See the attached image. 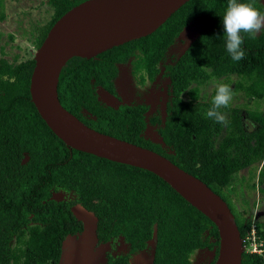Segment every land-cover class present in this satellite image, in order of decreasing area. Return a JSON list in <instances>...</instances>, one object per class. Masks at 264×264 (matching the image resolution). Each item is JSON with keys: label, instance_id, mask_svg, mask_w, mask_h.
Returning <instances> with one entry per match:
<instances>
[{"label": "trees", "instance_id": "1", "mask_svg": "<svg viewBox=\"0 0 264 264\" xmlns=\"http://www.w3.org/2000/svg\"><path fill=\"white\" fill-rule=\"evenodd\" d=\"M84 1L49 0L53 13L47 24L36 26L37 49L55 22ZM226 6L227 0H189L147 37L90 59L71 58L59 76L58 99L89 128L156 152L205 183L228 205L241 238L255 225L264 242V225L252 224L254 204L248 201L256 174L264 200V112L222 108L228 120L223 125L205 116L216 88L207 100L200 97L209 81L224 79L235 94L264 103V30L255 39L245 35L246 55L233 61L223 37ZM195 26L199 32L183 55L163 66L171 98L165 121L155 117L150 122L160 141L150 140L145 137L149 105H106L99 91L118 100V67L130 60L140 84L153 82L168 49ZM34 65V59L0 57V264H59L63 242L84 230L76 206L93 215L98 247L120 237L129 246L124 255L106 254L104 264H130L131 256L151 241V264H193L194 252L204 249L214 252L209 262L214 264L217 228L168 184L145 170L70 149L52 133L31 102ZM232 77L236 80L230 84ZM242 170L251 172L249 180L237 179ZM59 192L73 199H57ZM238 200L240 208L234 204ZM241 264H264V254L243 252Z\"/></svg>", "mask_w": 264, "mask_h": 264}, {"label": "water", "instance_id": "2", "mask_svg": "<svg viewBox=\"0 0 264 264\" xmlns=\"http://www.w3.org/2000/svg\"><path fill=\"white\" fill-rule=\"evenodd\" d=\"M188 1L86 0L71 8L55 22L36 51L30 98L48 128L68 148L145 170L163 180L217 228L219 245L214 264H241L242 238L233 213L219 195L160 154L89 128L64 109L58 99L59 76L71 58L90 59L147 37ZM78 207L82 216L90 214ZM86 230L84 224L82 233L67 239L79 237ZM92 234L96 245L95 229ZM65 241L59 264L63 263Z\"/></svg>", "mask_w": 264, "mask_h": 264}, {"label": "rangeland", "instance_id": "3", "mask_svg": "<svg viewBox=\"0 0 264 264\" xmlns=\"http://www.w3.org/2000/svg\"><path fill=\"white\" fill-rule=\"evenodd\" d=\"M264 6V0H259ZM53 13V8L49 5V0H4V15L5 19L0 21V57H4L8 61H12L14 57L18 56L19 61L34 59L37 51L35 45V38L38 34L36 26L41 27L47 24ZM199 27H188L177 38L175 44L168 49L166 60L160 65L161 73L153 82H144L140 84L138 78L133 73L131 60L124 65L118 67L119 74L114 84L118 100L111 97L109 94L99 91V99L106 105L117 106L120 103L130 105H149V111L146 114L148 128L145 132V137L160 141L157 126L150 125L151 119L157 117L163 123L166 119V103L171 98L169 90V81L162 76L163 66L173 64L180 56L183 55L187 47L194 40L199 32ZM186 41V43H182ZM224 79H212L201 89L200 97L202 100H207L212 91L216 88L218 82H224ZM236 80L232 77L230 84ZM184 99H188L186 94ZM246 106L247 110H256L264 112V103H255L248 101L243 94L237 93L234 95L230 107ZM249 124V123H248ZM257 173V172H256ZM249 170H242L238 173L237 179L244 176L247 180L250 179ZM256 189L249 195L248 201L252 207V224L260 223L264 225V200L259 192V185L257 174L254 176ZM230 194L231 191L229 190ZM245 194H248L245 191ZM240 195V194H239ZM57 199H73V195L64 192L55 194ZM239 198V197H238ZM234 200V199H233ZM253 203V204H252ZM235 207L240 208V200L234 201ZM233 211L234 207L230 204ZM80 208L76 206L73 208L74 213L78 218H81L86 225V231L76 238H69L64 244L63 263L62 264H104L106 261V254L113 256L124 255L128 253V245L122 238H118L106 245L97 246L93 239L92 231L95 229V219L91 214L81 215ZM251 231V230H250ZM247 232L256 237L254 246L248 248L250 250L263 249V239L254 232ZM245 236V237H246ZM258 248V249H257ZM154 253V241L149 242L148 248L139 252L130 258V264H151ZM214 252L212 250H198L194 252L191 257L193 264H209Z\"/></svg>", "mask_w": 264, "mask_h": 264}, {"label": "clouds", "instance_id": "4", "mask_svg": "<svg viewBox=\"0 0 264 264\" xmlns=\"http://www.w3.org/2000/svg\"><path fill=\"white\" fill-rule=\"evenodd\" d=\"M261 7L259 0H227V6L222 17L223 37L226 41V51L233 61L239 62L246 55L242 47L245 35L255 39L264 30V11L261 10ZM182 43H186V41ZM234 95L235 92L229 84L218 82L211 107L205 113L206 118L227 125V117L221 112V109L230 106Z\"/></svg>", "mask_w": 264, "mask_h": 264}, {"label": "built area", "instance_id": "5", "mask_svg": "<svg viewBox=\"0 0 264 264\" xmlns=\"http://www.w3.org/2000/svg\"><path fill=\"white\" fill-rule=\"evenodd\" d=\"M251 231L252 232L255 231V225H252L251 226ZM242 244H243V251H247L249 247L254 246L255 244H257L256 237L255 236H252L250 238V233H249L248 236H246V237H244V239H242ZM247 253L261 255L262 254V249L259 248V250H254V251L253 250H250V252H247Z\"/></svg>", "mask_w": 264, "mask_h": 264}, {"label": "bare ground", "instance_id": "6", "mask_svg": "<svg viewBox=\"0 0 264 264\" xmlns=\"http://www.w3.org/2000/svg\"><path fill=\"white\" fill-rule=\"evenodd\" d=\"M92 53V51H90L88 54H91Z\"/></svg>", "mask_w": 264, "mask_h": 264}, {"label": "flooded vegetation", "instance_id": "7", "mask_svg": "<svg viewBox=\"0 0 264 264\" xmlns=\"http://www.w3.org/2000/svg\"><path fill=\"white\" fill-rule=\"evenodd\" d=\"M129 248V247H128Z\"/></svg>", "mask_w": 264, "mask_h": 264}]
</instances>
